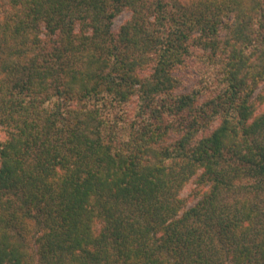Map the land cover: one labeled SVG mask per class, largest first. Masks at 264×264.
<instances>
[{"label":"trees","instance_id":"trees-1","mask_svg":"<svg viewBox=\"0 0 264 264\" xmlns=\"http://www.w3.org/2000/svg\"><path fill=\"white\" fill-rule=\"evenodd\" d=\"M174 1L0 0V264H264V0Z\"/></svg>","mask_w":264,"mask_h":264},{"label":"rangeland","instance_id":"rangeland-1","mask_svg":"<svg viewBox=\"0 0 264 264\" xmlns=\"http://www.w3.org/2000/svg\"><path fill=\"white\" fill-rule=\"evenodd\" d=\"M2 1V0H1ZM169 1V0H167ZM177 1V0H176ZM174 1V2H176ZM183 3H189L193 0H179ZM131 17V11L124 9L113 21L112 31L116 35L118 34L120 28L128 21ZM145 74V73H144ZM150 74V70L146 72ZM178 78V87L175 91L176 95L188 94L192 92H199L202 97L201 100H204L206 96L213 95L218 90V83L213 74L212 66L209 61H206V54L200 49H193L191 55L186 59L183 65H181L176 73ZM264 93V82L260 85V89L257 94ZM137 107V100H132L127 106L121 111L123 121L132 122L135 120V112ZM260 110H264V105H260ZM121 116V117H122ZM122 121V122H123ZM121 122V123H122ZM217 123H215V126ZM6 139V132L0 126V142ZM196 188L194 180L186 185L184 190L181 193L183 198H186L188 201V206H193L196 203V200L193 199V190Z\"/></svg>","mask_w":264,"mask_h":264}]
</instances>
